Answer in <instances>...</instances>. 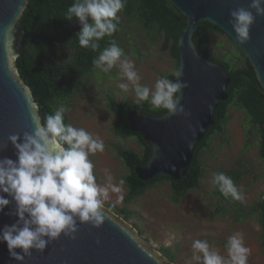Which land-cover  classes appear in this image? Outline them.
<instances>
[{"label": "clouds", "instance_id": "1", "mask_svg": "<svg viewBox=\"0 0 264 264\" xmlns=\"http://www.w3.org/2000/svg\"><path fill=\"white\" fill-rule=\"evenodd\" d=\"M125 3L126 0H74L67 8L66 19L71 21L75 17L79 21V45L97 50L98 41L117 31L118 13ZM230 16L236 38L244 44L250 39L256 17H264V0H252L248 8L235 9ZM92 63L105 73L117 67L127 81L119 83L118 88L127 92L131 86L137 103L148 101L172 116L187 115L178 99V94L188 87L181 79V69L172 73L175 80L159 77L150 89L140 84L134 62L125 56L115 40L109 41ZM66 111L60 106L42 123L37 121L32 133L24 132L22 137L10 135L8 140L16 150V159L0 158V213L17 218L0 230V243L6 244L9 257L21 264L31 255V250L43 252L61 234L74 238L77 220L99 228L104 222L103 204L110 193L117 194V203L124 199L121 187L124 180L114 183L107 168L103 169L105 182H97L89 156L104 151L103 140L84 128L65 124ZM212 182L225 198L244 199L242 191L226 174L213 173ZM13 202L15 209L5 213V208ZM225 248L227 257L207 240H193L192 260L197 264H248L250 249L244 246L242 233L230 236Z\"/></svg>", "mask_w": 264, "mask_h": 264}, {"label": "rangeland", "instance_id": "2", "mask_svg": "<svg viewBox=\"0 0 264 264\" xmlns=\"http://www.w3.org/2000/svg\"><path fill=\"white\" fill-rule=\"evenodd\" d=\"M122 31L119 46L125 56L132 60L140 76V84L154 87L159 77L172 74L177 61L170 55L168 46L163 47L162 38L149 36L134 20L120 15ZM212 52L216 56L230 53L235 66H241L243 56L229 39L220 32L208 35ZM68 50H62L63 60L68 59ZM123 59V57H122ZM127 82L121 77L117 67L108 73L97 69L89 75L64 106L67 124L84 128L94 137L104 142V151L90 154L94 164L97 182L103 184L107 168L114 177L113 182L122 187L123 201L117 203V194L110 193L103 206L123 218L125 211L130 213L126 220L141 235L142 239L159 252L164 250L173 257L174 264H197L192 260L191 243L193 240H207L221 255L227 257V239L239 232L243 234L244 246L250 249L248 264H264V229L259 220V211H254L257 202L264 194V160L260 155L264 137L249 123L244 109L231 104L223 131L213 135L208 146L200 153L203 174L199 188L183 195L173 202L169 181L158 182L129 202L125 201L127 187L125 178L128 167L116 152V147L142 152V146L134 137L122 138L113 132L115 116L107 105V95L130 107L137 103L134 90L127 92L118 84ZM236 170L240 178L233 181L242 191L244 199L235 204H226L218 195V188L212 182L213 173ZM221 205L225 208L221 209Z\"/></svg>", "mask_w": 264, "mask_h": 264}, {"label": "water", "instance_id": "3", "mask_svg": "<svg viewBox=\"0 0 264 264\" xmlns=\"http://www.w3.org/2000/svg\"><path fill=\"white\" fill-rule=\"evenodd\" d=\"M166 1L185 20L176 49L178 69L183 72L181 79L188 84L178 94V99L187 115L172 116L167 111L160 116L144 112L127 114L130 129L150 147L145 166L135 168V174L142 181L153 178L176 181L184 176L196 146L214 124L215 109L228 98L230 78L226 70L221 64L201 56L193 41L200 23L213 25L242 49L264 103V17H256L250 29V39L244 44L237 40L230 22V12L240 7L248 8L252 0ZM27 7L28 0H0V158L13 160L16 159V150L8 137L32 133L36 122H41L38 104L16 65L27 38L25 29L18 27ZM251 11L255 15V11ZM68 28L78 32L81 25L77 20ZM260 127L264 130V122ZM10 209H15L14 202L5 208V213ZM102 212L104 222L99 228L77 220L78 231L74 238L61 234L49 242L43 252L31 250V255L26 256L22 264H174L144 241L126 220L105 206ZM16 219L0 213V230ZM0 264H21L9 257L4 243H0Z\"/></svg>", "mask_w": 264, "mask_h": 264}, {"label": "trees", "instance_id": "4", "mask_svg": "<svg viewBox=\"0 0 264 264\" xmlns=\"http://www.w3.org/2000/svg\"><path fill=\"white\" fill-rule=\"evenodd\" d=\"M74 0H28V7L24 10L18 27L25 29L27 38L23 44V52L16 60L18 71L24 82L31 89L35 102L38 104L41 122L49 114H54L58 106L68 102L85 78L97 72L92 61L100 52L108 46L109 41L115 40L119 45L122 25L120 15L136 21L146 33L154 38L163 39V47L168 46L170 55L176 59L178 69V55L176 44L184 27L183 16L176 11L166 0H126L125 7L118 13L119 22L117 31L111 36H105L98 41L99 48H82L78 42V32H72L68 25L77 21L75 17L71 21L66 19V11ZM211 32H220L209 23H200L193 41L201 56L213 62L221 64L226 70L230 82L227 86L228 98L218 104L214 111V124L207 130L204 138L196 146L193 159L184 176L179 180L169 181L173 202L187 192L199 188L200 178L203 174L200 162V153L208 146L213 135L223 131V124L228 118V110L231 104L244 109L249 123L257 130L260 137H264V130L260 124L264 122V103L261 98V90L255 82L253 72L247 62L244 52L231 40L229 42L237 48L238 55L243 56L241 66H235L230 60V53L216 56L210 47L208 35ZM221 33V32H220ZM68 50V59L61 58V51ZM174 78L172 74L166 76ZM107 105L115 116L113 132L122 138L134 137L142 146V152L137 153L130 149L116 147V152L129 169L125 178L127 195L125 201L140 196L144 190L163 178H153L148 181L140 180L135 174L137 165L145 166L150 157V147L133 132L127 121L129 112H144L153 116H160L167 110L157 109L147 103L136 107H130L124 102L118 101L111 95H107ZM64 123L67 124L64 117ZM260 155L264 160V146ZM233 180L240 178L236 170L227 171ZM220 198L226 204H235L237 200L225 198L219 190ZM225 206L221 205V209ZM254 211H259V220L264 229L263 200L257 202ZM130 213L125 211L124 220H128ZM170 261L173 257L165 250L161 252Z\"/></svg>", "mask_w": 264, "mask_h": 264}]
</instances>
